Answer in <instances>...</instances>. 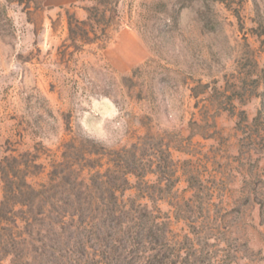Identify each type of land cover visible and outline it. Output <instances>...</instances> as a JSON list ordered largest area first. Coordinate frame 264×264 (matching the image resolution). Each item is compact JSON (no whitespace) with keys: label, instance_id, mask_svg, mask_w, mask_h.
Returning <instances> with one entry per match:
<instances>
[{"label":"rangeland","instance_id":"1","mask_svg":"<svg viewBox=\"0 0 264 264\" xmlns=\"http://www.w3.org/2000/svg\"><path fill=\"white\" fill-rule=\"evenodd\" d=\"M60 2L0 0V264H264V0Z\"/></svg>","mask_w":264,"mask_h":264},{"label":"crops","instance_id":"2","mask_svg":"<svg viewBox=\"0 0 264 264\" xmlns=\"http://www.w3.org/2000/svg\"><path fill=\"white\" fill-rule=\"evenodd\" d=\"M70 0H61V2L60 3H66V2H69ZM57 3H59L58 1H57Z\"/></svg>","mask_w":264,"mask_h":264}]
</instances>
